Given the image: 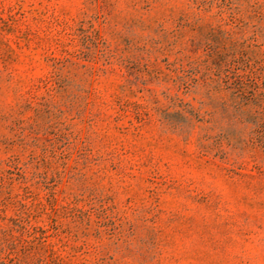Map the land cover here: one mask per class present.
Segmentation results:
<instances>
[{"label":"rangeland","instance_id":"1","mask_svg":"<svg viewBox=\"0 0 264 264\" xmlns=\"http://www.w3.org/2000/svg\"><path fill=\"white\" fill-rule=\"evenodd\" d=\"M0 264H264V0H0Z\"/></svg>","mask_w":264,"mask_h":264}]
</instances>
